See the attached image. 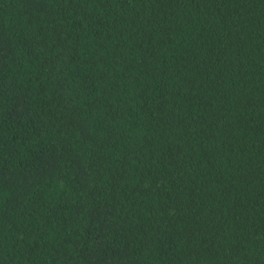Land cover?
Instances as JSON below:
<instances>
[{
  "label": "trees",
  "instance_id": "obj_1",
  "mask_svg": "<svg viewBox=\"0 0 264 264\" xmlns=\"http://www.w3.org/2000/svg\"><path fill=\"white\" fill-rule=\"evenodd\" d=\"M0 264H264V0H0Z\"/></svg>",
  "mask_w": 264,
  "mask_h": 264
}]
</instances>
